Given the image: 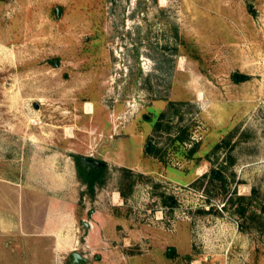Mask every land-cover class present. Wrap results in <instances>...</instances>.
Wrapping results in <instances>:
<instances>
[{"label": "rangeland", "instance_id": "374dc122", "mask_svg": "<svg viewBox=\"0 0 264 264\" xmlns=\"http://www.w3.org/2000/svg\"><path fill=\"white\" fill-rule=\"evenodd\" d=\"M72 252L264 264V0H0V264Z\"/></svg>", "mask_w": 264, "mask_h": 264}, {"label": "crops", "instance_id": "0c3cea01", "mask_svg": "<svg viewBox=\"0 0 264 264\" xmlns=\"http://www.w3.org/2000/svg\"><path fill=\"white\" fill-rule=\"evenodd\" d=\"M33 204H35V203H33ZM72 217L73 216H71L68 220L65 217H59L53 223H50V225L47 226V228H46V230H48V232H47L48 235L53 236L55 238H58V240L56 242L57 248L58 247H60V248L66 247V245H67L64 242V240H66V239L62 235V231H65L67 228H69V226H72V224H73V218ZM83 225H84V222H83ZM88 225L89 226L91 225L94 227V223H92V221L90 222V224L88 223ZM59 239H61V240H59ZM82 257L84 258V260L82 262H86L88 256H86V257L82 256ZM97 257H99V256H97Z\"/></svg>", "mask_w": 264, "mask_h": 264}, {"label": "trees", "instance_id": "16d2710c", "mask_svg": "<svg viewBox=\"0 0 264 264\" xmlns=\"http://www.w3.org/2000/svg\"><path fill=\"white\" fill-rule=\"evenodd\" d=\"M238 81H244L247 79V76L246 75H243V74H240L238 75ZM77 159H81L82 161H86V159L82 158V157H77ZM87 166H88V169L86 171V176L88 178L87 180V187L89 189V191L93 192L94 191V186H95V183L101 178V176L103 175V166H99V167H96V166H93V165H90L88 163H86ZM169 255H172L171 252H169Z\"/></svg>", "mask_w": 264, "mask_h": 264}, {"label": "water", "instance_id": "95a60500", "mask_svg": "<svg viewBox=\"0 0 264 264\" xmlns=\"http://www.w3.org/2000/svg\"><path fill=\"white\" fill-rule=\"evenodd\" d=\"M236 77H237V76L235 75V78H236ZM84 159L89 160L88 158H84ZM84 226H85V227H88L89 225H88L87 222H84ZM71 256L73 257V260H74V262H75L76 264H81V262L84 260V258L82 257V255H80V254L77 253V252H72V253H71Z\"/></svg>", "mask_w": 264, "mask_h": 264}, {"label": "flooded vegetation", "instance_id": "af4514ba", "mask_svg": "<svg viewBox=\"0 0 264 264\" xmlns=\"http://www.w3.org/2000/svg\"><path fill=\"white\" fill-rule=\"evenodd\" d=\"M86 163L96 166V167L102 166V163H99L98 161H95L93 159L86 160Z\"/></svg>", "mask_w": 264, "mask_h": 264}]
</instances>
